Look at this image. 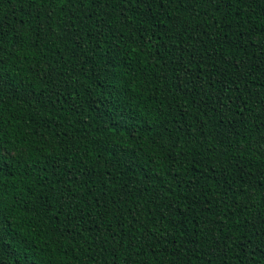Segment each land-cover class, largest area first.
<instances>
[{
    "label": "trees",
    "instance_id": "obj_1",
    "mask_svg": "<svg viewBox=\"0 0 264 264\" xmlns=\"http://www.w3.org/2000/svg\"><path fill=\"white\" fill-rule=\"evenodd\" d=\"M0 61V264H264V0H0Z\"/></svg>",
    "mask_w": 264,
    "mask_h": 264
},
{
    "label": "snow or ice",
    "instance_id": "obj_2",
    "mask_svg": "<svg viewBox=\"0 0 264 264\" xmlns=\"http://www.w3.org/2000/svg\"><path fill=\"white\" fill-rule=\"evenodd\" d=\"M153 2H156V0H153ZM176 2L179 3H187L189 6L193 5L195 0H176ZM3 62L0 61V64H2ZM7 80L6 77V70L2 67H0V89L3 88V86L5 85ZM0 153H2V155H0V164H3V162L8 158V150L6 148V146H4L2 143H0ZM2 170V169H0ZM195 182V181H193Z\"/></svg>",
    "mask_w": 264,
    "mask_h": 264
}]
</instances>
